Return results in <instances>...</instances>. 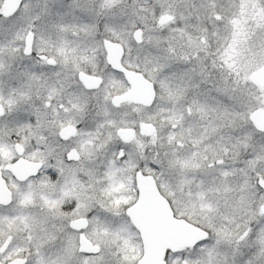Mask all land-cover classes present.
Returning a JSON list of instances; mask_svg holds the SVG:
<instances>
[{
	"label": "snow or ice",
	"instance_id": "obj_1",
	"mask_svg": "<svg viewBox=\"0 0 264 264\" xmlns=\"http://www.w3.org/2000/svg\"><path fill=\"white\" fill-rule=\"evenodd\" d=\"M0 264H264V0H0Z\"/></svg>",
	"mask_w": 264,
	"mask_h": 264
}]
</instances>
